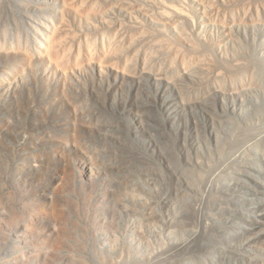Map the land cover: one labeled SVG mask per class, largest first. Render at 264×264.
Returning <instances> with one entry per match:
<instances>
[{"label":"rangeland","instance_id":"1","mask_svg":"<svg viewBox=\"0 0 264 264\" xmlns=\"http://www.w3.org/2000/svg\"><path fill=\"white\" fill-rule=\"evenodd\" d=\"M0 264H264V0H0Z\"/></svg>","mask_w":264,"mask_h":264}]
</instances>
